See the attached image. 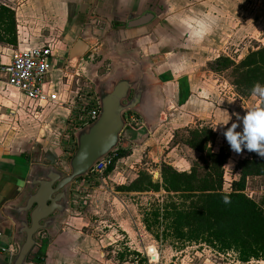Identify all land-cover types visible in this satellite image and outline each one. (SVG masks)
Segmentation results:
<instances>
[{
	"label": "crops",
	"instance_id": "obj_1",
	"mask_svg": "<svg viewBox=\"0 0 264 264\" xmlns=\"http://www.w3.org/2000/svg\"><path fill=\"white\" fill-rule=\"evenodd\" d=\"M92 1L0 0L1 5L13 10L16 30L15 43L0 41V63L9 61L17 50L42 45L52 49L55 62L60 47L69 53L82 34L90 48L77 66L90 82L108 74L99 75L98 68L105 60L93 64V57L106 52L105 47L109 48L106 54L110 60L109 72L114 68L119 70V63L124 67L134 59L152 57L157 65H152L151 85L145 92L148 104H138L132 109L154 117L158 115L157 110L163 115L173 108L169 113L171 121L182 124L209 119L220 140L223 129L218 123L229 115L230 120L223 128L228 127L236 120V113L242 115L257 103L258 98L252 94L244 97L236 94L224 77L208 68V63L218 55L211 53L222 52L227 37L233 38L234 43L239 40L243 43L248 37L258 44L256 36L264 33V0H97L93 15L104 20L93 18L87 24ZM146 13L152 14L147 23L127 26L129 21ZM205 18L213 21L211 30L202 38L194 37L195 22ZM254 44L246 43L244 52L253 49ZM91 66L95 70H90ZM44 87L47 92L59 95V101L48 103L50 108L46 114L44 110L34 114L25 107L26 102L15 89L0 83V264H12L24 240L15 214L26 200L32 175L44 169L56 170L63 155L57 140L71 133L67 131L69 126L72 131L69 143L73 134L77 142V134L82 129L76 115L74 124H70L67 109L57 105L67 99V91L59 93L49 90L46 84ZM56 109L57 114H51ZM131 128L136 129L128 127L129 138ZM53 141L58 149L54 148ZM245 150L242 148V154ZM48 233L53 235L50 230ZM52 242L44 239L46 254L34 255L26 264H99L92 255L84 254L91 243L82 238L65 244L58 252L50 246ZM74 244L77 247L70 255L68 248Z\"/></svg>",
	"mask_w": 264,
	"mask_h": 264
},
{
	"label": "rangeland",
	"instance_id": "obj_2",
	"mask_svg": "<svg viewBox=\"0 0 264 264\" xmlns=\"http://www.w3.org/2000/svg\"><path fill=\"white\" fill-rule=\"evenodd\" d=\"M256 39H258V44L264 42V33L260 32ZM239 41L234 43L233 38L227 37V45L222 49V52H213L211 55L228 54L236 60L246 53L244 52L246 43H255V40L248 37L244 38L243 43ZM258 44L255 43L254 45ZM105 48L106 52L93 57L94 65L101 60H105L98 68L99 75L112 72L107 70V66L110 65V60L106 57L109 48ZM57 53L59 58L53 62L55 69L51 72L46 85L49 90L59 93L67 91V102L65 100V103H63V100L62 104L57 105L67 109L70 118L69 123L74 124V115H77V121L85 116L76 108L79 106L76 93L80 94L82 98L97 96L99 82L108 80L112 88L117 81L116 79L124 76V74L121 76L111 75L112 77L106 74L90 82L77 65L74 68H65L64 64L68 53L61 47ZM146 60L150 63L145 69L149 84L152 77L151 73L154 72L152 65H157V63L152 61V57H148ZM131 64L134 65L132 62ZM119 67H121L120 63ZM93 68L91 66L90 70ZM217 73L228 82L225 73ZM107 77L108 79H106ZM183 87L184 84L181 88ZM11 91L15 95V92ZM62 95L65 96V94ZM72 99L75 102L74 105ZM25 107L30 108V112L34 114L43 110L46 114L50 108L48 105L41 108L29 105ZM157 111L158 115H154V117L139 114L133 109L124 112V127L120 133L118 144L113 148V153L125 149L129 154L115 161L111 171H106L105 168L101 174H98L91 172L90 169L83 175L73 177L72 181L65 186L68 193L67 209L57 216L54 227L36 233L38 241L40 242L43 239L53 240L50 246L58 252V249L65 244L69 242L73 244L82 238L83 241L91 243L88 246L90 249L84 251V254L92 255L94 259L99 261V264H264V262H256V260H250L246 263L240 262L234 252H217L204 243H181L172 238L156 240L145 229L142 222L144 214L151 207V204L156 202L157 199H161L165 193L164 191H129L126 187L133 185L139 175L142 174L148 175L152 181H160V169L163 163L169 164L177 170H189L192 151L183 142L178 144L176 140L180 138L181 141L186 137L187 133L184 128L187 126H206L212 130L215 126L209 119H194L192 122L184 124L181 121H171L172 115L169 113L173 111V108H170L169 112L163 115H159L160 111ZM57 112V109L52 110L51 114L55 115ZM147 119L152 120L153 123H150L151 121L149 122ZM129 126L133 128L145 126L147 134L141 140L131 139L126 133ZM70 132V134L67 133V136L63 135L61 139L57 138L59 139L57 142L62 147L63 155L57 162L56 170L63 175L71 173L70 158L77 146L74 134L73 138L71 137V143H69L70 137L68 138V136L72 134V131ZM52 144L54 148L58 149L54 141ZM210 147L214 151L223 148L230 154L223 167L224 188L229 189L231 180L238 174L237 162L242 159V156L243 158L248 157L255 152L245 150L243 151L244 154L242 152L237 153L230 149L223 135L220 140L217 134ZM255 184L257 185L256 188L249 186L246 193L251 197L258 198L264 194V185L259 181ZM48 230L53 235L49 234ZM161 230L160 228L157 231L158 234L161 233ZM75 247L77 246L74 244L73 247L68 248V251L71 252L70 255H73ZM43 254L45 255L46 251Z\"/></svg>",
	"mask_w": 264,
	"mask_h": 264
},
{
	"label": "trees",
	"instance_id": "obj_3",
	"mask_svg": "<svg viewBox=\"0 0 264 264\" xmlns=\"http://www.w3.org/2000/svg\"><path fill=\"white\" fill-rule=\"evenodd\" d=\"M14 12L0 4V41H16ZM213 72L226 74L228 82L241 97L250 96L252 86L264 84V44L239 59L220 54L209 61ZM182 143L192 152L189 170H177L169 164L161 165L160 181L139 175L129 191H164L161 199L151 204L143 216L145 229L158 240L172 238L181 243H204L217 252L232 251L240 262L264 261V194L251 197L246 189L264 185V158L251 153L237 162L238 174L224 188V165L230 154L223 148L210 147L216 133L209 127L184 128ZM71 131V127H67ZM129 154L125 149L113 153L106 171L115 161ZM227 195L229 203L222 197ZM161 233L158 234V230ZM44 244L40 250L43 255ZM173 264V263H169Z\"/></svg>",
	"mask_w": 264,
	"mask_h": 264
},
{
	"label": "water",
	"instance_id": "obj_4",
	"mask_svg": "<svg viewBox=\"0 0 264 264\" xmlns=\"http://www.w3.org/2000/svg\"><path fill=\"white\" fill-rule=\"evenodd\" d=\"M97 0H93L87 17V24L93 18H100L93 15ZM151 13H146L141 17L128 22V27L140 26L149 21ZM104 20V19H103ZM87 28V27H86ZM89 28V27H88ZM91 34V33H90ZM89 37V36H88ZM100 39V37H98ZM90 44L82 34L72 44L65 68H74L80 58L89 50ZM137 70L135 74L127 78H121L116 81L112 88L106 92H100L101 108L97 119L86 127H83L77 134V146L70 158L71 173L58 180L60 172L53 168L38 171L32 175L30 181V190L27 193L23 205L18 207L20 213L15 214L19 227L18 231L24 235L23 242L19 245L12 264H26V261L37 252L34 247L36 239L34 235L48 223L53 221L50 217L54 211L63 212L67 208V195L65 185L72 181L73 177L83 175L88 172L92 166L103 156L108 154L118 144L120 133L124 127L123 113L133 107V101L139 96V90L146 92V78L142 88L137 86L142 77L146 76L144 65L145 60L134 59ZM143 65V67H142ZM134 73V72H133ZM133 95L128 99L130 91ZM125 102L123 103V101ZM141 104V101L137 100ZM136 101V102H137ZM147 105L148 100L142 102ZM131 139L141 140L147 134L146 127L141 126L136 129H130ZM58 182L55 184V182ZM42 221V223H40Z\"/></svg>",
	"mask_w": 264,
	"mask_h": 264
},
{
	"label": "built area",
	"instance_id": "obj_5",
	"mask_svg": "<svg viewBox=\"0 0 264 264\" xmlns=\"http://www.w3.org/2000/svg\"><path fill=\"white\" fill-rule=\"evenodd\" d=\"M53 57L52 49L45 45L17 50L12 53L9 61L0 63V83L15 89L29 106L41 108L48 103L59 101V95L47 92L44 87L55 69ZM76 94L79 104L76 108L85 114L79 119L83 128L97 119L101 101L97 96L82 98L80 94ZM72 101L74 102L73 99ZM112 156L113 150L100 158L92 166L91 172L101 174L110 164ZM2 251L6 249L2 248Z\"/></svg>",
	"mask_w": 264,
	"mask_h": 264
},
{
	"label": "clouds",
	"instance_id": "obj_6",
	"mask_svg": "<svg viewBox=\"0 0 264 264\" xmlns=\"http://www.w3.org/2000/svg\"><path fill=\"white\" fill-rule=\"evenodd\" d=\"M195 23L193 35L196 38H202L207 31L211 30L213 21L205 18ZM251 93L258 98L257 103L249 106L242 115L236 113V120L228 127L223 128L230 120L229 115L218 124L221 125L222 135L231 150L239 153L243 148L264 158V84L255 83ZM222 201L225 204L230 202L227 195L222 197Z\"/></svg>",
	"mask_w": 264,
	"mask_h": 264
},
{
	"label": "flooded vegetation",
	"instance_id": "obj_7",
	"mask_svg": "<svg viewBox=\"0 0 264 264\" xmlns=\"http://www.w3.org/2000/svg\"><path fill=\"white\" fill-rule=\"evenodd\" d=\"M130 53L132 54L133 52L132 51H130ZM130 53H128V54H130ZM103 54V53H102ZM129 57H131L132 59L134 58L133 56H130L129 55ZM138 60V59H137ZM142 60H145V61H147L146 59H142ZM132 63H134V65H135V62H134V60H132ZM150 63H148V61H147V63L144 65V67H145V69H146V67L149 65ZM134 65L133 64H129V65H125L124 67H120L121 68V70H120V68H118L119 70H117V69H113L112 70V72L109 74L108 73V76L109 77H112L111 75H117V76H121L122 74H124V76H121V78H127V76L128 77H130V76H132L133 74H135V71L137 70V68L135 67L134 68ZM142 67H143V65H142ZM118 71V72H117ZM134 72V73H133ZM147 76H145V77H142V81H139L138 83H137V86L139 87V88H142V84L144 83V81H145V79L144 78H146ZM120 77L119 78H117L116 80H118V79H121ZM106 79H108V77L106 78ZM146 80H147V78H146ZM145 85H146V92H147V89H149V84H148V80H147V84L145 83ZM111 89V87H110V85H109V82H108V80H102L101 82H99L98 83V87H97V96L99 97V99H101V97H100V92H102V93H106V92H108L109 90ZM141 90V89H140ZM140 90H139V96H137V98L133 101V103L134 104H136V105H138V104H140V103H138V101L137 100H139V101H141V104H142V102H145L146 103V98H144L145 97V93L144 92H141L140 93ZM133 95V90H131L130 91V94H129V97H128V99H130V97ZM137 101V102H136ZM149 101V100H148ZM125 102V100L123 101V103ZM136 105H134L133 107H135ZM133 107H131V108H128L127 110H130V109H132ZM124 114L125 113H123V116H124ZM126 128V127H125ZM128 132V128L126 129V133ZM128 134V133H127ZM57 171V170H56ZM59 172V171H58ZM60 178L58 179V180H61V178L62 177H64L65 175H63V174H61L60 173ZM58 180L55 182V184L58 182ZM29 185H30V183H29ZM66 186V185H65ZM64 186V187H65ZM30 187V186H29ZM29 190H30V188H29ZM65 190H66V188H65ZM66 195H67V198H68V193H67V190H66ZM67 209V208H66ZM65 209V210H66ZM64 210V211H65ZM63 211V212H64ZM63 212H58V211H54L52 214H50V217H55V218H52L53 219V221L51 222V223H48V226H46V227H44L43 229H49V228H51V227H54L55 226V222H57V216L59 215V214H61V213H63ZM40 223H42V221L40 222ZM43 229H41V230H43ZM41 230H39L37 233H39V232H41ZM34 238L36 239V243H35V245H34V247L36 248V250H37V252H36V254L35 255H39V253H40V249H41V242H42V244H43V240H41L40 242L38 241V239L36 238V234L34 235Z\"/></svg>",
	"mask_w": 264,
	"mask_h": 264
}]
</instances>
